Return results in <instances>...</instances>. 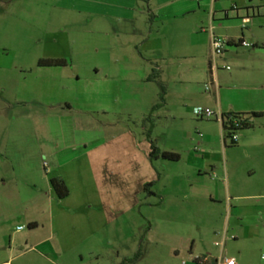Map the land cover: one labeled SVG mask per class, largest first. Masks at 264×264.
I'll return each instance as SVG.
<instances>
[{"label":"rangeland","instance_id":"obj_1","mask_svg":"<svg viewBox=\"0 0 264 264\" xmlns=\"http://www.w3.org/2000/svg\"><path fill=\"white\" fill-rule=\"evenodd\" d=\"M107 1L92 5L108 10ZM75 3L0 0V264H199L209 251L263 263L264 234L226 245L220 235L225 212L209 191L226 183L217 171L199 175L195 162L203 143L223 145L222 125L192 107L214 110L212 35L244 33L258 45H229L239 57L217 71L229 99L259 97L264 108V16L253 15H264V0H135L127 16L79 13ZM154 67L160 80L147 81ZM151 129L180 160L150 157ZM236 134L250 145L228 150L233 187L247 179L250 146L264 150V114Z\"/></svg>","mask_w":264,"mask_h":264},{"label":"crops","instance_id":"obj_2","mask_svg":"<svg viewBox=\"0 0 264 264\" xmlns=\"http://www.w3.org/2000/svg\"><path fill=\"white\" fill-rule=\"evenodd\" d=\"M80 1L81 3L79 4L78 3L72 4L71 9L73 11L79 13L85 12L95 15L112 14L118 16H127L125 14L130 13L133 9V6L130 5L132 3L134 4L135 2V0H113L112 2L113 7L111 8L113 10L110 11L111 9L106 10V8L99 9L97 7H93L92 5L93 0H80ZM97 1L100 4H104V5L108 4L107 0H97ZM253 15H258L260 17L264 16L260 12V10L253 13ZM244 21L249 23L252 21V16H250L248 12H247V17L244 19ZM240 38L245 39V34L242 33L241 36H233V35L226 36V39L228 40H238ZM209 41H210L209 45H210L211 58H212L211 39ZM255 41L256 42H253L254 44L253 47L251 48H254L255 46L258 45L257 43H259L258 42L259 40H255ZM234 46H242V45L239 44ZM234 46L232 45V47ZM244 48H249V47H244ZM261 52L262 51H257V52L245 51L243 52V54L253 56L260 54ZM230 54H228V52L225 51L222 55H220L217 58L216 66L211 65L210 67V74L212 77L211 86L213 87L214 90L213 92L214 102L212 103V105L214 106L213 111L219 116H221L224 113H231V112L234 113L263 112L264 113V108L260 104L261 100L259 97L254 98L251 95H243V94L237 97L239 98L238 100L236 98L229 99L227 97V93H231L232 89L228 87L225 88L223 86L221 76L219 75L217 69L220 67L224 69L226 66H229V64L227 63L229 62L230 59L234 57L236 58L239 57L237 51L236 52L232 51V56H230ZM149 62L151 64L156 63V62H152V60H149ZM209 65H210V61H209ZM93 66L95 67L96 70L99 71L100 65L94 64ZM163 66L164 65L158 66V68L161 69L162 73L164 72L163 68H165V66L164 67ZM231 78L233 80L234 78H237V75L232 74ZM187 79H192V78H190L189 76ZM195 107H202V106L196 105L192 108ZM247 145L250 144L244 142L242 145L238 143L235 146H231L228 145L223 140V145L213 147L212 142L207 141L203 143L202 146L204 148L202 149L201 152L202 157H197L195 162V169L196 172L199 173V175H203L204 173L207 174V172H213V176L216 177L217 175H215L214 172L217 171L218 174L220 175L219 177H221L224 180V183H226L224 189H221L218 185H216L213 190L209 191V198H211L212 200L214 199L213 201L215 203H220L221 207L223 208V211L225 212V215L223 216V225H226L227 231L224 230L223 232H220V235L224 237L225 245L228 240L233 239L230 238L229 235L228 229H230V227H232L234 231L232 235H234L235 238L233 240H237L239 238H242L243 240L250 236L253 239L258 240L261 239L262 235L264 234V150L262 149L263 147L262 144L260 146H255V145L250 146L251 148H256L258 151L255 157H253L250 160L249 169L247 171L248 176H246L247 179L242 180L239 184H236V187L234 186L235 188L232 186V183L230 182V173L232 170L230 168L228 161V150L243 149L248 147ZM232 221H236L237 224L239 225L236 226V224H233V226H231ZM30 224L33 228H37L38 226L36 222H32ZM225 235H227L228 238H225L226 237ZM43 243L44 241L40 242V244ZM191 251H194V248ZM206 251L208 250L206 249ZM204 255L208 257L209 262H206L208 264H216V260L221 259L223 256L221 254L219 257H217L216 255H213V253L209 251L206 254L202 253L197 255L194 259ZM231 258L235 259L236 264H245L241 254H239L237 259L235 257H231ZM263 261H264V255L262 256V262ZM252 264H258V262H253ZM261 264H264V262Z\"/></svg>","mask_w":264,"mask_h":264},{"label":"trees","instance_id":"obj_3","mask_svg":"<svg viewBox=\"0 0 264 264\" xmlns=\"http://www.w3.org/2000/svg\"><path fill=\"white\" fill-rule=\"evenodd\" d=\"M243 40V38H240L238 40H229V45L234 46V45H239V43ZM38 64L40 66H67L68 61L67 59L64 58H41L38 61ZM212 65V62L210 61V67ZM159 71V72H158ZM160 78V70L157 68H153L151 74L148 76L147 80L148 81H157ZM160 80V79H159ZM161 88H162V96L161 99L164 102L165 99V94H166V86L162 83H160ZM161 104L156 105L153 110H155L157 107H159ZM263 112H251V113H224L221 115V124H222V130H223V138L224 141L226 142V137L231 138V146L237 145L238 141L234 140V135L238 130L244 129V128H249L252 126V117L253 116H260L263 115ZM148 119H150L148 117ZM218 120V119H216ZM219 121V120H218ZM153 128V127H152ZM151 130L148 132V138H151ZM151 142V153L150 157L152 159L162 157L167 160H172V161H178L180 160L181 156L180 154L172 151H163L161 150L155 143L154 140L150 139ZM227 143V142H226ZM51 185L54 188L55 192L60 198H65L70 194L69 187L61 176H55L52 177L51 180ZM154 186V182L147 183L144 186V190L146 192H150V188ZM138 256V255H137ZM207 257L206 255L200 256L195 261L199 264H208L203 262V258Z\"/></svg>","mask_w":264,"mask_h":264},{"label":"built area","instance_id":"obj_4","mask_svg":"<svg viewBox=\"0 0 264 264\" xmlns=\"http://www.w3.org/2000/svg\"><path fill=\"white\" fill-rule=\"evenodd\" d=\"M196 1H200V0H196ZM211 42H212V66H216L217 58L226 51V48L229 46V40L225 39V38H223L221 36L213 34ZM239 44L244 46V47H253V43H251V42H249V41H247L245 39H243ZM225 69L230 71L231 67L230 66H226ZM193 112H194V114L197 117H200V118H212V117H215L216 119L221 121V116L217 115L210 108L195 107L193 109ZM233 138H234L235 141H238V135L237 134H235ZM23 228H24L23 226L19 227V229H21V230ZM225 236H226L225 238H228L227 235H225ZM230 238L234 239L235 236L231 235ZM203 262L204 263L205 262H209L208 261V257H204L203 258ZM216 264H236V261H235L234 258L227 257V256H222L221 259L216 260Z\"/></svg>","mask_w":264,"mask_h":264}]
</instances>
